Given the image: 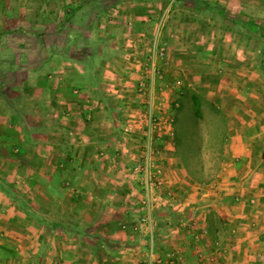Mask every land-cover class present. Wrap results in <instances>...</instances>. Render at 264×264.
<instances>
[{"label": "crops", "instance_id": "obj_1", "mask_svg": "<svg viewBox=\"0 0 264 264\" xmlns=\"http://www.w3.org/2000/svg\"><path fill=\"white\" fill-rule=\"evenodd\" d=\"M38 1L49 2L48 14H41L49 20L64 4L66 11L57 14L64 25L53 22L30 45L11 44L13 28H0V68L10 65L0 72V245L11 250L0 263L133 264L147 249L145 237L132 229L139 208L131 156L140 132L138 121L128 119L136 108L123 106L132 104L133 84L112 72L94 77L90 69L107 73V53L120 56L115 49L122 44L111 32L154 29L150 16L157 12L130 5L107 10L100 6L107 0ZM162 1L161 33H170L169 41L186 47L181 38L198 33L194 43L201 52L180 63L183 84L189 77L225 84L218 99L230 126L219 179L173 186L153 216L164 223L162 232L153 231L155 241L185 264H264V0H204L191 12L185 8L195 0H150L153 6ZM209 5L226 24L214 39L201 31L218 30L209 21ZM110 13L113 20L94 23ZM185 16L191 21H169ZM197 19L210 26L202 29ZM26 49H34L31 57ZM12 75L17 83L5 88V76L11 81ZM106 94L115 99L112 107ZM172 166L165 158L168 175Z\"/></svg>", "mask_w": 264, "mask_h": 264}, {"label": "rangeland", "instance_id": "obj_2", "mask_svg": "<svg viewBox=\"0 0 264 264\" xmlns=\"http://www.w3.org/2000/svg\"><path fill=\"white\" fill-rule=\"evenodd\" d=\"M204 2L206 1L199 0L196 2L195 0V4H192V8L186 7L185 9L190 12L191 9L195 8H197L195 10H200V4H207ZM208 2L210 3V1ZM43 3L44 2L38 0H0V28L3 25L13 28L14 31L12 33L14 34L11 37V44L16 42L26 43L28 45L31 43L34 44V41L41 39L40 35L42 32L46 33L49 30L53 22H55V27H62L64 25L62 16L57 15L58 13L61 15L62 10L64 12L66 11L64 9V4H57L55 19L53 18L52 20H49L47 16H43L48 14L47 4L49 2L46 1L45 5L42 6ZM128 5L132 6V8H137L136 11L138 12L147 10V8H149V10L151 8L152 10L155 9L157 13L151 12L153 15L150 16L152 18L151 20L154 21V29H148L147 32L130 34H114L111 32L110 37H114V40H117V43L119 41L122 44L120 48L115 49L120 52V56H117L116 58L112 52H108V56L106 57L108 64L105 66V69L108 72L102 73L101 70H99L100 72H97L95 66L93 69H90L91 74L94 75V77H98V73L99 75L102 74L100 77L104 74L107 78V76L112 72V74L115 73L120 78L126 76L125 78L126 81H128V84H130L132 80L133 85L131 86V92H129L131 94L129 96L131 100L128 99L132 102V104L128 105L127 103L129 102H127L124 104L123 108L134 106L136 108V112H138L136 116L129 117L128 119L138 121L141 145L143 141L145 113L147 112L148 106L146 105L144 98L138 93L137 84L140 79L141 69L144 68L147 63V55L150 44H152L155 40L158 45H164L166 48L165 59H158L155 63L162 77L156 81L153 104L151 106L152 113L154 116H160L162 118L161 122L164 123L163 126L165 127L163 131L156 133V137H159L162 140V144L160 145L162 151V163H164L165 158H167L169 159L170 164H173V171H171L173 172V175L169 174V176L166 171H164V177L167 181H169V184H171V187H169L170 190H174L173 186L178 184L179 181L190 185L211 184L219 179L223 163L226 160L225 155L227 154L226 138L229 134L230 124L228 123L224 108L221 106L218 99L219 96L225 94L223 89V87L225 88V84L219 83V79L214 77H189L185 80L187 83H184L185 85L183 84V67L180 66V63H191L188 62V59L194 57L186 54L201 52L198 50V48H201V45L199 43H194V39L195 41L198 39L195 37L198 33L189 32L181 38V41L182 39L185 40L186 47H182L181 42L178 44L173 43V41H169L171 39L170 33H161V26L164 20V13H162V11L166 8V6L164 8L166 2H156V6H153V2H150V0H124L122 2L120 0H107L104 2V5L100 4L102 8L104 6L107 10L120 7L127 8ZM194 5H196L195 8ZM41 6L43 9L40 11ZM176 9H178V7ZM205 9H207L206 11H208V15L212 14L213 17L210 18L209 21H212L213 26L217 27L218 30L206 29L201 31H203L202 34L205 36H208L209 38L213 37L212 39H214L217 36L216 31L222 30L226 24H224L222 19L216 15L214 7L209 5L205 6ZM112 16V13H110V16L106 17L100 15L99 17L94 18V23L98 25L102 23L101 21L104 18L106 20H113L114 17ZM72 19L76 21L75 24L79 23L78 17L72 16ZM187 20L191 21V17H172L169 19V21L172 22V25L177 23V21L181 23L187 22ZM18 22L21 25H19ZM114 24H116V22H112L110 25L113 26ZM197 24L201 27L206 25L210 26V23L207 24V22L201 21V19H197ZM202 29L205 28L202 27ZM209 31L213 34L209 35ZM174 34L176 37L181 35L180 33ZM93 35H97V33ZM59 36H63V33L57 34V37ZM70 40H72V38L67 36V41ZM205 40L210 42L208 39ZM26 50L29 52L27 53L28 56L31 57L34 49ZM12 53L15 54V52L9 53L10 57ZM194 60L197 68V66L201 64V59L200 57H197ZM111 66L112 68L110 70ZM9 67V64H4L2 68H0V72L3 74L6 72L3 70ZM113 68L115 69L112 70ZM222 68L224 67L222 66ZM187 69L191 72L192 70H195L192 66H187ZM15 72L16 71H14V74ZM12 77L13 80L10 81L7 76H5V82L7 83H4L5 88L8 87L10 89L17 83L16 79L14 80V75H12ZM111 77L116 78V76ZM131 77L133 78L131 79ZM103 86L101 85V89ZM128 86L130 87V85ZM93 88H99V86H93ZM110 98L111 97L107 94L104 95L105 103H107V106L112 107L115 104V99L112 100ZM131 175L137 185V203L139 208L137 209L138 212L135 213L136 219L132 229L138 235L144 236L147 243L145 253H143V255L136 260V262H138L144 260L147 254L149 238L145 234L143 228L142 230L137 229L136 220L143 213L141 208V201L143 197L142 193L139 192L138 178L132 173ZM166 198L168 197H159L156 199L157 202L154 204L152 209L153 216L156 218L157 214H160L161 209H158L161 206L160 202ZM163 225L164 223L162 221L155 220L151 226L152 232L154 231L156 235L158 232H162ZM152 238L153 250L155 253L161 254L165 251L171 250L166 243H162L158 240L155 241V234H153ZM6 246L7 245H0V258H3L4 254L6 255L7 252L11 253L10 248Z\"/></svg>", "mask_w": 264, "mask_h": 264}, {"label": "built area", "instance_id": "obj_3", "mask_svg": "<svg viewBox=\"0 0 264 264\" xmlns=\"http://www.w3.org/2000/svg\"><path fill=\"white\" fill-rule=\"evenodd\" d=\"M166 48L164 45H158L154 40L148 49L147 63L141 69L140 79L137 84L138 93L144 98L148 106L145 113V123L143 130V141L139 150L135 153L131 167V173L138 178L139 192L142 193L141 208L143 210L137 222V229L145 231L148 236V251L144 260L135 264H185L182 256L174 251L168 250L157 254L153 250V213L152 209L157 202V198L171 197V184L164 177V168L162 166L161 148L162 140L156 137V133L164 130V123L160 116H154L151 110L155 93V84L161 79V74L156 66V60L165 59ZM171 135V133H170ZM171 191V192H170Z\"/></svg>", "mask_w": 264, "mask_h": 264}]
</instances>
